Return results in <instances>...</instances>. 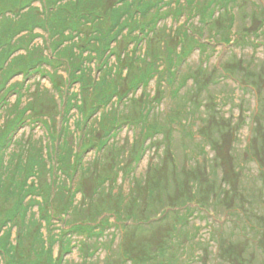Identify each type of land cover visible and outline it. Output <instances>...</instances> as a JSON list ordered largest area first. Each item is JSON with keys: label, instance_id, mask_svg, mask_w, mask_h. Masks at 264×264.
I'll use <instances>...</instances> for the list:
<instances>
[{"label": "rangeland", "instance_id": "1", "mask_svg": "<svg viewBox=\"0 0 264 264\" xmlns=\"http://www.w3.org/2000/svg\"><path fill=\"white\" fill-rule=\"evenodd\" d=\"M80 1L86 14L68 22L60 21L65 7L58 1L0 0V33L9 22V37L18 28L31 33L32 20L41 19L35 36L14 34L8 50L0 42V146L13 134L0 152V217L15 245L11 258L19 264H264V0H146L152 12L141 28L156 15L162 19L144 33L132 22L111 31L120 0ZM120 27L124 36L113 40ZM97 30L100 42L93 40ZM70 34L84 40L71 41ZM105 35L113 53L98 47ZM88 44L85 76L109 74L118 97L93 115L87 99L85 111L73 108L66 118L67 91L76 92V103L85 100L80 83L69 85L81 61L77 50ZM41 55L52 64L43 60V73L28 76L30 61ZM142 73L148 83L129 90ZM119 111L115 129L111 119ZM65 145L75 162L82 160L69 181L55 169L56 158L68 154ZM54 172L62 179L51 191ZM22 184L29 187L27 205L48 192L53 244L39 206L25 218L17 213ZM33 186L38 190L30 194ZM48 243L53 253L45 254ZM8 260L0 253V264Z\"/></svg>", "mask_w": 264, "mask_h": 264}, {"label": "trees", "instance_id": "2", "mask_svg": "<svg viewBox=\"0 0 264 264\" xmlns=\"http://www.w3.org/2000/svg\"><path fill=\"white\" fill-rule=\"evenodd\" d=\"M53 1H58L57 2V5H59V3H60L61 6L65 7V9H64L65 14H61L62 18L60 19V21H66L67 20L68 22H71L70 21V17L71 16L72 17H75V16H78V15L84 13L83 11L85 10V8H84V5L81 3L80 0H77V2L72 1V0H66L65 2H63V0H51V2H53ZM161 1L162 0H160V2ZM138 2H139V4H138ZM166 2L167 1H165L163 5H165ZM68 3H69V5H68ZM119 4L120 5H116L112 9L111 16H114V22H113L114 24H112V26H115V28H113L111 31H113V30L115 31L116 30V27L121 26V25H124L125 27H127L128 25H130L131 22L136 25L135 28H139L140 29L142 27L140 25V22H141L140 20L141 19H144L147 16L148 13H151L152 12L151 11L152 9H150V7H148V5H146V0H143V3H142V0H120V3ZM156 4H158V3H156ZM138 6H140L141 8L138 9ZM142 7H143L144 10H142ZM55 8H56V6H55ZM97 8H99V7H97ZM58 9H57V12H58ZM161 9L162 8H158L157 7V10H158L157 12L158 13L161 12L162 11ZM144 11H146V12H144ZM57 12L56 11L53 12L54 13L53 15H57ZM137 13H139L138 15H140L141 17L138 16ZM84 14H86V13H84ZM98 16H100V15H98ZM160 17L161 16L156 15L153 18L152 21H150V22H148V21L146 22L145 21L146 24H143V28H141L143 30H141V32L142 33L146 32V30H148L147 29L148 27L150 28L149 31H153V29H155V27H157L156 26L157 21H159V20L162 19V18L160 19ZM32 21H33L32 24H31V29L32 30H30L31 33L29 32V30L27 28H18V27H16L17 26L16 25L15 28H18V29L17 30H14V32L12 33V35L10 37H9L8 33H9V31H12V30H8V24L11 25V23L10 22L9 23H5L4 26H3V29L4 30L2 29V33H0V42H3V44H1L2 45V48L5 49V50H8L9 47H10V45H11V43H12V41H13V39H14V34L19 35L20 33H22V31L28 30V32H29L30 35L35 36L36 33L33 32L34 27L35 26L37 27L39 25V23L41 22V19L39 17H37L36 19H34ZM42 23H43V21H42ZM43 24L44 25H43L42 28L46 27V24L47 23H43ZM153 25H154V28L152 27ZM23 26H26V25H21L19 27H23ZM124 28H122V27L118 28L117 32L116 33L114 32L115 33L113 35L114 36V39H113V36H112L111 39H113V40H116L117 39L118 40L120 38V36L123 37L124 36L123 32L125 30ZM97 31H98V34L95 36V38H93V40H95L97 42H100V40L102 39L101 36H100L101 33L99 32V30H97ZM76 37H79V39L84 40V36L83 35L81 36V34H78L76 36L74 34L73 35L70 34V35L66 36V38L69 39V40H71V41H74L76 39ZM139 37L142 38V36H139ZM256 38H257L256 36L252 37V39H256ZM89 40L90 39H88V42H89ZM195 41L198 42L197 39ZM61 43H63V42H61ZM111 43L112 42L108 41V37L105 35L103 37V43L100 44V45H98V47L100 48L101 51H103L105 53L108 52L110 54L109 51L112 52V45H111ZM90 44H88V46H86V47H82L81 46L77 50V55L79 56V60H81V61L75 67L74 70L71 69V76H70L71 83L69 85V86H71L74 83H80V85H81V92H82V95L84 96L85 100H84V102H82V104H80L79 101H77V103H76L75 102L76 99H77L76 92H73L72 90L67 91V94H68V92H71V93L68 95V99L65 100V108H66L65 109L66 110L65 111V115H66V118L68 117V115L71 114V111L73 110V108H75V109L77 108L80 112L85 111L84 110L85 108H83V105L86 103V100L87 99H90L89 104L90 103L92 104L91 111H89V114L93 115L94 113H97L98 111H105V109L108 108V105L111 104L112 101H114L115 97L118 95V94H116L117 93V89H111V87L113 85H116L117 84L116 83V79H113V77L110 76L109 74L105 75L104 77L103 76L100 77L99 80H97L95 78H93V79L90 78V76H89L90 75L89 74L90 71L88 72L89 66H87V64H86L90 60V58H86V56L84 55V52H86L87 50H89L88 47H89ZM58 49H59V47L56 50H58ZM67 54L68 53H66L65 56ZM34 55H36V54H34ZM73 55H75V54L73 53ZM48 59L49 58H46L44 55L43 56L41 55L40 57H38V61L35 60V62H33V63H31L32 61H30V64L28 65V67H29L28 76L31 74V70H33L35 72H40L41 71L43 73V71H44V68H43L44 63H42V61L43 60H48ZM106 59H108V57H106ZM22 61H26V60H22ZM48 61H49L50 64H52L51 59L48 60ZM107 65H108V63L106 64V62L104 61L102 63V65L100 64V69H102V66H107ZM70 66H72V65H70ZM222 69H224V68H222ZM201 70L205 72L206 71V68L205 69H201ZM87 72H88L89 75L88 76H85L87 74ZM148 73L150 74V72H148ZM134 78H135V80H134L133 84L131 85V89H129V90H132V91L138 89L139 85L147 84L148 81L150 80L146 76V74H144V73L140 74L139 78H137V76H135ZM88 89H91V90L88 91ZM83 92H85V93H83ZM121 98H123V97H121ZM113 112L115 113V111H113ZM109 117H110V113L108 114V118ZM121 118H122V112L119 111L116 114V116L114 117V119H111V122L113 121V124H112V127L113 128H115V129L119 128L118 127V124H119V119H121ZM110 136L111 135H109V137L107 139H104L103 140L104 141L103 142V147L106 148L108 146L107 143L109 141ZM12 138H13V134L11 135V137L9 138V140L8 139H5V142H3L1 144V146H0V152L3 149L9 147V145L7 143H8V141L10 142V139H12ZM103 147H102V149H103ZM65 148H68V151H67L68 154H63V155L59 156L58 158H56L57 161H58V165H57V167H55V169L58 170V171H62V173H64V174L66 173L67 178H68V181H69L71 179L72 175H73L72 178H74L75 170H76V168L80 167V165L82 164V160L81 161L80 160H77V162H75V155L73 153L74 152L73 149L71 147H69L68 145H65ZM104 149H103V151H104ZM70 153L72 154L71 157L74 156L73 159L69 156ZM72 170H74V172H73L74 174L71 173ZM55 172H54V182L50 185L51 186L50 187L51 191L53 189L52 188V185L55 182L61 183V181H59V180L62 179L61 174H56L57 172L56 173ZM0 181H1V183H0L1 184V188L0 189L2 190L3 185H5V184L2 182V178L0 179ZM15 184H17L16 180H15ZM15 184H13V188H14V185ZM22 188H23L22 195H21V197L19 199H17L18 201L14 205L15 208L17 209V213L19 215H21L22 218L23 217L25 218L27 215H29V212L31 211L32 207L39 206V209L41 210V213H42V218L44 219L46 225H49L48 226V230H49V233H50V240H51L50 243L53 242V238L55 239V242H56L57 239H58V238H56L57 235L56 234L52 235L53 234L52 233L53 229L51 228L52 225L50 223L51 222V213L48 212V210L46 208L48 206V204H51V202H52V201H49L48 198L46 197V193H48V192H46L45 194L42 192V195L39 194L41 196V200L40 199H38V200L33 199L31 201V203H29L27 205L25 199L28 196L27 190L29 189V187H28L27 184L26 185L25 184H22V185L19 186L18 191L21 190ZM31 189L33 191H31L30 194H35L37 192L36 190H38V188L36 186L31 187ZM1 190H0V196L2 195L1 194ZM10 191H13V189L10 190ZM61 193H64V192H61ZM18 195H20L19 192H18ZM59 195H60V193L57 195L58 198H59ZM57 196L55 197V199L57 198ZM49 197L52 198V200H53V196H50L49 195ZM61 197L64 198L63 195H61ZM0 200H1V198H0ZM20 213H22V214H20ZM31 215L37 217L40 220V216H37V213L31 214ZM8 220H12V218H9ZM7 225H8L7 219H3L2 217H0V233L2 231H4V234L0 237V239H1V242L0 243H2L0 246H3L2 248H0V253L3 254V255H5V256L7 254V256L9 257V260H8L7 264H19V263H16L11 258V256H10V247L9 246H12L11 247V250H13L15 248V245H12L13 244V241L10 240V228L9 229L8 228L5 229V227H7ZM73 228H74L73 229L74 231H76V232H78L80 234L83 233L82 230H84V229H82L80 227H76V228L73 227ZM48 230H47V232H48ZM67 233H69V232H67ZM71 233H72V231H71ZM65 234L66 233H63V236ZM41 235H44V233L41 232ZM2 238H3L4 241L2 240ZM58 241H60V240H58ZM50 243H48V245L44 249V251H45L44 253L45 254L50 253V252L53 253L52 247H48ZM69 248L70 247H67L66 250L68 251ZM52 253H51V256H52Z\"/></svg>", "mask_w": 264, "mask_h": 264}]
</instances>
